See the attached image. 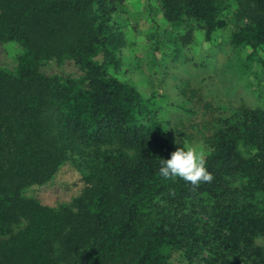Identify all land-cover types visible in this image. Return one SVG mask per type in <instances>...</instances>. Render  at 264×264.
Masks as SVG:
<instances>
[{
    "label": "trees",
    "instance_id": "obj_1",
    "mask_svg": "<svg viewBox=\"0 0 264 264\" xmlns=\"http://www.w3.org/2000/svg\"><path fill=\"white\" fill-rule=\"evenodd\" d=\"M157 2L184 28L167 33L175 45L196 31L210 42L228 13L227 69L264 76V0ZM127 3L0 0V55L16 48L0 66V264H264V108L205 103L201 123H184L196 110L178 104L174 124L165 92L125 77ZM170 127L185 141L195 130L210 183L159 174ZM66 164L80 183L69 201L28 193Z\"/></svg>",
    "mask_w": 264,
    "mask_h": 264
},
{
    "label": "rangeland",
    "instance_id": "obj_2",
    "mask_svg": "<svg viewBox=\"0 0 264 264\" xmlns=\"http://www.w3.org/2000/svg\"><path fill=\"white\" fill-rule=\"evenodd\" d=\"M128 10L125 31L128 36L130 47L122 53L125 77L130 79L144 93L150 88H158L168 95V102L173 106L170 120H175L182 115L178 104H184L196 110V114L190 117L183 115L185 123H201L204 120V104L209 103L216 108L219 114H227L229 110L237 105L260 106L264 108V76L260 72L259 79L255 77L252 70L245 77L239 78L226 67L227 58L234 55L232 46L228 43L230 31L234 28V22L230 21L227 13L228 26L217 31L210 42L202 39L196 31L191 43L187 46L175 45L170 42L168 34H178L184 31L183 27L171 28L164 20L159 11L157 0H128ZM186 30V29H185ZM179 36V35H178ZM160 39L165 44L161 48L156 40ZM16 51L14 44H8L5 52L0 55V66L10 65L11 59ZM241 52L240 56H244ZM189 58L196 63L189 61ZM198 63L204 64L199 66ZM258 65V64H257ZM259 66V65H258ZM53 71H59V66H52ZM186 82L188 86L182 87ZM185 89L186 94L180 90ZM196 93L192 96L190 93ZM191 97V102L185 101ZM173 127V124H172ZM190 132L191 141H185L178 137L170 127V138L177 147H191L206 153L200 143L199 136L195 130ZM177 139L181 144H176ZM79 175L72 166H62L57 175L44 186H33L28 193L35 195L42 203L57 205L69 201L79 190ZM257 244L264 246L262 238L257 239ZM174 264H181L177 260Z\"/></svg>",
    "mask_w": 264,
    "mask_h": 264
},
{
    "label": "clouds",
    "instance_id": "obj_3",
    "mask_svg": "<svg viewBox=\"0 0 264 264\" xmlns=\"http://www.w3.org/2000/svg\"><path fill=\"white\" fill-rule=\"evenodd\" d=\"M176 144H181L177 139ZM205 157L202 152L191 147H177L171 152L170 157L160 160L159 174L165 179H182L193 186L202 182L210 183L213 179L206 168Z\"/></svg>",
    "mask_w": 264,
    "mask_h": 264
}]
</instances>
